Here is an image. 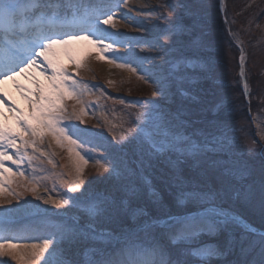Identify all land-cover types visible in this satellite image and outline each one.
<instances>
[{
  "label": "snow or ice",
  "instance_id": "6c2138e0",
  "mask_svg": "<svg viewBox=\"0 0 264 264\" xmlns=\"http://www.w3.org/2000/svg\"><path fill=\"white\" fill-rule=\"evenodd\" d=\"M121 6L128 0H0V85L35 73L27 77L34 87L16 85L27 110L0 87V264H264V231L223 207L242 202L264 213V145L238 156L240 138L222 121L186 132L191 122L184 102L197 100L190 86L211 72L202 55L208 42L201 0H182L180 16L164 33L167 48L159 40L146 47L121 41L127 58L108 55L119 52L116 42L125 35L117 29ZM161 7L171 15L177 5ZM84 43L153 95L180 103L175 110L137 109L110 142L82 138L86 130L70 122H86L92 95L75 78L86 59L77 46ZM137 46L167 58L157 65L156 56L134 53ZM57 149L67 162L58 160ZM37 164L49 165L51 173L37 176L45 171ZM49 179L52 188L44 183ZM56 180L73 195H45L55 191ZM23 193L75 212L28 206L20 202ZM22 216L33 223L21 224Z\"/></svg>",
  "mask_w": 264,
  "mask_h": 264
},
{
  "label": "rangeland",
  "instance_id": "374dc122",
  "mask_svg": "<svg viewBox=\"0 0 264 264\" xmlns=\"http://www.w3.org/2000/svg\"><path fill=\"white\" fill-rule=\"evenodd\" d=\"M181 2L182 0H128V6H121L116 16L117 29L125 34L121 40L116 42L115 46L119 48V52L108 55L127 58L125 49L120 45L121 41L128 40H131L133 45L139 43L145 47L159 40L167 48L170 41L165 42L164 33L180 16L182 10L178 6ZM168 4L177 5L176 11L171 15L161 7V5ZM224 5L226 6V3ZM201 9L202 24L208 42V47L202 55L205 61L211 63V72L207 77L199 78L190 86L197 96V100L184 102L189 110L191 122L186 132L194 134L198 130L207 129L209 121H222L227 125L232 135L240 138V144L236 148L238 156H244L249 149L258 152L264 145V0H247L234 8L232 7V11L228 9V12H226V7L221 9L220 0H201ZM121 16L125 19L120 20ZM242 34L243 37H241ZM77 47L79 55L86 59L79 77L75 78L82 80L92 91V95L86 97L89 102L86 109L87 115L84 117L86 122L81 124L75 119L70 122L72 125L86 130V133H81L82 138H90L98 144L110 142L112 134H118L121 131L120 126L125 125L126 121L134 116L137 109L147 111L148 106L151 105L153 108L166 107L175 110L176 105L180 103L179 97H172L165 101L161 97L153 95V89L147 84L130 73L106 63L95 55L97 50L86 43ZM241 50L245 56L244 77L240 75ZM133 51L141 57L156 56L155 64L157 65L163 64L164 59L167 58L159 51L141 52L139 46L135 47ZM175 52L176 49H173L169 55ZM89 53H91L90 58H88ZM57 58L68 63L62 53H58ZM106 65L112 66L115 71L112 74L108 73L104 69ZM147 66H152L151 61ZM69 70L75 73V66L69 65ZM100 81L109 86V91L101 88ZM245 81L249 86L248 92L251 93L250 97L244 96L246 105L249 106L254 100L257 103L256 107L247 110V117L241 115L237 119L223 118V114H233L241 109L238 97L241 94L245 95L243 91ZM31 86L33 85L31 84ZM236 87H240L241 91L236 90ZM121 100L124 103H120ZM73 104L74 101L68 102L69 109ZM132 105L136 107H132ZM217 106L221 110L216 111ZM211 113L216 116L206 118ZM57 151L60 153L58 160L61 163L67 162V153L59 149ZM8 166L15 170V166L10 162H8ZM37 167L45 169L43 172L38 171L37 176H47L52 171L51 167L46 164H37ZM24 170L27 175H32L31 168L26 167ZM55 171L60 172L63 169ZM88 172L89 181L96 179L92 175L91 168L88 169ZM44 183L49 188L53 187L51 179ZM44 194H50L53 198H67L73 195L59 180L55 181V191ZM20 202H28V206L48 208L53 214L67 213L71 215L75 212V210L67 208L59 210L51 208L49 205H44L42 201L36 200L30 193H23ZM13 205H15V201ZM223 207L240 216L256 229L264 231V213L261 212L258 205L225 201ZM21 218H23L20 221L21 224L33 223L29 217L22 216ZM58 220L59 217H51V223H57Z\"/></svg>",
  "mask_w": 264,
  "mask_h": 264
},
{
  "label": "bare ground",
  "instance_id": "6f19581e",
  "mask_svg": "<svg viewBox=\"0 0 264 264\" xmlns=\"http://www.w3.org/2000/svg\"><path fill=\"white\" fill-rule=\"evenodd\" d=\"M104 69L112 74L113 71H115V69L112 66H104ZM30 74H35L34 72L30 73ZM30 74H25L23 75V77H18L16 81H12V80H8L7 82H5L3 85H0V87L3 88V90L7 93V96L10 97L12 100H15L16 104L19 105V107L21 109L27 110L28 106L25 102V100H22L21 98V94L20 92L17 90L16 85L20 84L24 87H34L31 86V81L30 79L27 80L28 75ZM5 113H7V108L4 109ZM10 119V117H9Z\"/></svg>",
  "mask_w": 264,
  "mask_h": 264
},
{
  "label": "trees",
  "instance_id": "16d2710c",
  "mask_svg": "<svg viewBox=\"0 0 264 264\" xmlns=\"http://www.w3.org/2000/svg\"><path fill=\"white\" fill-rule=\"evenodd\" d=\"M247 0H226V12H228V9H230V11H232V7L234 8L236 5H238V4H240V3H244V2H246ZM262 3H263V1H262ZM259 4H261V3H259ZM262 14V13H261ZM241 37H243V34L241 35ZM236 78H237V76H236ZM237 89H239V91H241L240 89V87H236V90ZM238 91V92H239ZM239 94V93H238ZM241 94V93H240ZM250 95H251V93H249V97H250ZM238 102L240 103V105H241V109H239L238 111H236V112H234L233 114H229V115H227V114H223L222 115V117L223 118H226V119H237V118H239L241 115H243L244 117L246 116L247 117V110L248 109H250V110H252L253 108H255L256 107V105H257V103L253 100V102H251L250 103V105L249 106H247L246 105V101H245V97H244V95H240L239 97H238ZM214 116H216V114H210V115H207L206 116V118H212V117H214Z\"/></svg>",
  "mask_w": 264,
  "mask_h": 264
}]
</instances>
